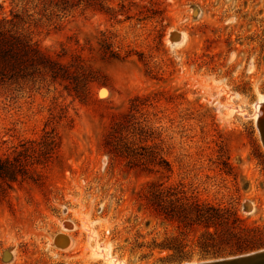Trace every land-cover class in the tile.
Segmentation results:
<instances>
[{"label":"rangeland","instance_id":"obj_1","mask_svg":"<svg viewBox=\"0 0 264 264\" xmlns=\"http://www.w3.org/2000/svg\"><path fill=\"white\" fill-rule=\"evenodd\" d=\"M0 5L1 15L24 7ZM107 5L114 11L79 7L59 19L26 6L44 49L56 56L63 47L65 62L80 54L99 73L85 100L59 84L0 85L1 156L36 157L54 127L61 140L48 163L30 166L41 180L19 175L0 199V264H178L251 252L221 245L219 255L203 256L205 229L184 237L150 205L148 182L232 208L264 230V145L254 117L264 95V0ZM104 40L120 58L104 54ZM137 94L150 95L147 124L170 172L113 160L103 148L112 115ZM170 236L186 238L191 259L173 261L171 251L153 248Z\"/></svg>","mask_w":264,"mask_h":264},{"label":"trees","instance_id":"obj_2","mask_svg":"<svg viewBox=\"0 0 264 264\" xmlns=\"http://www.w3.org/2000/svg\"><path fill=\"white\" fill-rule=\"evenodd\" d=\"M12 3L24 4L22 10H11L9 15L0 14V85L15 86L19 90L35 87L61 85L69 94L85 100L92 96L91 85L97 79L98 71L88 65L85 59L76 54L65 62L61 56L53 55L44 49L34 38L31 28L32 14L27 5L40 7L48 18H61L74 9L82 7L95 11H114L107 5L108 0H10ZM1 8V5H0ZM103 52L109 58H120L118 52L112 50L104 40ZM150 95L137 94L130 99L129 107L124 112L112 115L111 125L104 136L103 148L108 156L122 159L130 166L144 171L170 172L171 164L163 152L156 130L147 124L144 108L150 106ZM46 138L41 144L40 153L31 158L27 153L23 159L10 161L0 155V199L7 196L12 188L11 182L18 176L42 179L41 174L32 176L30 166L45 165L60 148V135L55 127L46 131ZM31 147L25 149L28 150ZM22 154V153H20ZM19 154V155H20ZM162 183L157 180L148 182L150 205L164 218L177 221L182 235L187 237L196 226L205 231L198 240V247L203 256H217L223 251L221 245H229L234 252L252 251L264 247V230L259 226H251L229 207H221L211 203L200 202L188 196L185 191H172L173 187L163 191ZM177 236L168 237L163 243H155L153 248L171 251L173 261L182 262L191 259L192 249L188 243ZM222 247V248H221Z\"/></svg>","mask_w":264,"mask_h":264},{"label":"water","instance_id":"obj_3","mask_svg":"<svg viewBox=\"0 0 264 264\" xmlns=\"http://www.w3.org/2000/svg\"><path fill=\"white\" fill-rule=\"evenodd\" d=\"M257 126L260 130L261 139L264 145V114L259 118ZM178 264H191L183 262ZM195 264H264V248L238 255L202 260Z\"/></svg>","mask_w":264,"mask_h":264},{"label":"bare ground","instance_id":"obj_4","mask_svg":"<svg viewBox=\"0 0 264 264\" xmlns=\"http://www.w3.org/2000/svg\"><path fill=\"white\" fill-rule=\"evenodd\" d=\"M101 92L105 93L106 90L102 89ZM263 114H264V95H260L259 100H258L257 104L255 105L254 117H255L256 122H258L259 118ZM195 263H197V262H195ZM195 263H191V264H195Z\"/></svg>","mask_w":264,"mask_h":264},{"label":"snow or ice","instance_id":"obj_5","mask_svg":"<svg viewBox=\"0 0 264 264\" xmlns=\"http://www.w3.org/2000/svg\"><path fill=\"white\" fill-rule=\"evenodd\" d=\"M103 94H106V92H105V93H103Z\"/></svg>","mask_w":264,"mask_h":264}]
</instances>
